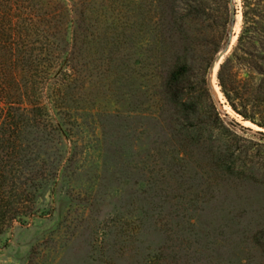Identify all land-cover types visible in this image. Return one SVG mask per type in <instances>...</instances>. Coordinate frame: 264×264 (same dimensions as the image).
I'll list each match as a JSON object with an SVG mask.
<instances>
[{
    "label": "trees",
    "instance_id": "trees-1",
    "mask_svg": "<svg viewBox=\"0 0 264 264\" xmlns=\"http://www.w3.org/2000/svg\"><path fill=\"white\" fill-rule=\"evenodd\" d=\"M234 3L0 0V234L45 215L37 190L76 159L68 145L76 147L86 126L90 87L98 88L96 96L117 95L127 128L135 114L165 130L160 145L168 146L169 159L142 162L169 201L187 182L213 181L219 192L233 180L262 177L260 166L249 165L254 143L245 144L248 134L264 140L263 130L229 119L210 85L212 67L232 41ZM241 5L242 27L218 84L243 120L264 128V0ZM192 202L178 194L176 208L185 214ZM166 212L155 215L162 231L171 223ZM125 237L133 247V236ZM253 238L264 245V229Z\"/></svg>",
    "mask_w": 264,
    "mask_h": 264
},
{
    "label": "rangeland",
    "instance_id": "rangeland-1",
    "mask_svg": "<svg viewBox=\"0 0 264 264\" xmlns=\"http://www.w3.org/2000/svg\"><path fill=\"white\" fill-rule=\"evenodd\" d=\"M241 6V0H235L232 45L242 27ZM228 53L211 70L216 104L251 132H264L243 120L221 93L216 73ZM242 90L249 96L252 88ZM96 91L90 87L86 126L76 147L68 145L69 156L76 159L37 190V207L45 215L0 234V264H264V245L253 238L264 229V175L233 180L219 192L210 185L213 181L203 187L187 182L186 191L174 189L169 201L151 183L142 162L151 164L162 154L169 159L168 146L163 151L160 145L168 140L165 130L135 114L127 128L117 95L106 90L96 96ZM246 137L245 145L254 143L248 155L251 169L264 170V140ZM182 193L194 200L185 214L176 208ZM165 209L171 223L162 231L155 215ZM128 234L134 238L133 247L125 246Z\"/></svg>",
    "mask_w": 264,
    "mask_h": 264
},
{
    "label": "water",
    "instance_id": "water-1",
    "mask_svg": "<svg viewBox=\"0 0 264 264\" xmlns=\"http://www.w3.org/2000/svg\"><path fill=\"white\" fill-rule=\"evenodd\" d=\"M240 13H241V12H240ZM234 37H235V39H236V38H237V35H235ZM232 38H233V37H232ZM231 46H232V41H231L229 47L226 49L227 51H225L224 53H221L219 59L222 58V57L224 56L225 53H228V51L230 50V47H231ZM219 59H218V60H219ZM217 73H218V72H217ZM217 73H216V78H217V81H218ZM217 84H218V83H217ZM210 85H211V89H212V92H213V87H212V84H211V73H210ZM221 93H222V92H221ZM213 95H214V93H213Z\"/></svg>",
    "mask_w": 264,
    "mask_h": 264
}]
</instances>
